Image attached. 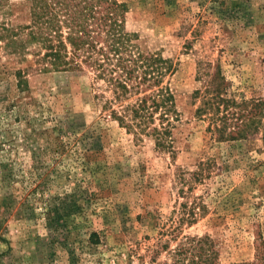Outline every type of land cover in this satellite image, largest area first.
Returning a JSON list of instances; mask_svg holds the SVG:
<instances>
[{
    "label": "rangeland",
    "instance_id": "1",
    "mask_svg": "<svg viewBox=\"0 0 264 264\" xmlns=\"http://www.w3.org/2000/svg\"><path fill=\"white\" fill-rule=\"evenodd\" d=\"M117 1L134 45L176 66L175 154L103 111L91 69L44 72L37 46L0 43V264H175L204 236L219 264H264L262 134L219 142L196 114L211 79L238 113L264 99V0ZM30 6L8 0L0 24H25Z\"/></svg>",
    "mask_w": 264,
    "mask_h": 264
},
{
    "label": "trees",
    "instance_id": "2",
    "mask_svg": "<svg viewBox=\"0 0 264 264\" xmlns=\"http://www.w3.org/2000/svg\"><path fill=\"white\" fill-rule=\"evenodd\" d=\"M8 0H0V8ZM25 24H0V43L22 55L37 46V63L44 72H76L89 68L94 74L97 98L103 111L138 140L152 137L156 147L175 154L173 130L180 121L176 96L165 79L176 72L171 59L134 45L127 32V7L117 0H29ZM20 84H25L19 72ZM221 76L217 80L221 81ZM215 79L205 81L202 105L196 114L210 117V131L219 142L250 139L261 135L264 149V99L244 102L245 108ZM107 94L108 95L107 97ZM231 113L232 119L228 120ZM244 118V119H243ZM202 168V166H201ZM204 174L195 173L194 183ZM192 209L180 222H194ZM192 217V218H191ZM191 218V219H190ZM175 253V264H219L209 236L186 238ZM255 264V263H251Z\"/></svg>",
    "mask_w": 264,
    "mask_h": 264
}]
</instances>
